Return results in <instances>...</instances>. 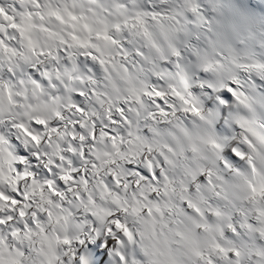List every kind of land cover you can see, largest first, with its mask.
I'll return each instance as SVG.
<instances>
[{
	"label": "clouds",
	"instance_id": "clouds-1",
	"mask_svg": "<svg viewBox=\"0 0 264 264\" xmlns=\"http://www.w3.org/2000/svg\"><path fill=\"white\" fill-rule=\"evenodd\" d=\"M0 8V264H264V0Z\"/></svg>",
	"mask_w": 264,
	"mask_h": 264
},
{
	"label": "snow or ice",
	"instance_id": "snow-or-ice-1",
	"mask_svg": "<svg viewBox=\"0 0 264 264\" xmlns=\"http://www.w3.org/2000/svg\"><path fill=\"white\" fill-rule=\"evenodd\" d=\"M0 16H4V18L5 19H8V20H11L12 19V17L9 16L7 13H5L2 8H0ZM13 26L15 27L16 25H13ZM157 94H159V93H157ZM20 127H23V126L21 125ZM33 139H35V137H33ZM0 199H8V197L7 196H4L2 193H0Z\"/></svg>",
	"mask_w": 264,
	"mask_h": 264
}]
</instances>
